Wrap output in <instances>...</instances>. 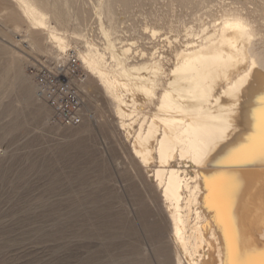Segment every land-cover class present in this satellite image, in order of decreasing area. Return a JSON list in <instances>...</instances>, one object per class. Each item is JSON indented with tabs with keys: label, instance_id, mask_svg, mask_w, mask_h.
<instances>
[{
	"label": "bare ground",
	"instance_id": "bare-ground-1",
	"mask_svg": "<svg viewBox=\"0 0 264 264\" xmlns=\"http://www.w3.org/2000/svg\"><path fill=\"white\" fill-rule=\"evenodd\" d=\"M246 1L258 8L223 5L199 26L182 20L176 26L154 12L151 24L134 29L153 42L148 51L138 39L120 36L117 10L124 0H0L4 37L57 64L74 52L95 80L126 148L124 178L158 264H260L264 258V3ZM86 14L98 39L85 27ZM23 28L24 38L16 40ZM162 38L160 48L154 42ZM5 59L0 89L12 77L20 98L32 105L23 56L0 43V63ZM79 85L87 91V84ZM96 201L89 199V213L103 228H115L113 205ZM154 216L158 220L149 223ZM134 228L111 230L125 247L120 258L154 264L135 246Z\"/></svg>",
	"mask_w": 264,
	"mask_h": 264
},
{
	"label": "rangeland",
	"instance_id": "rangeland-1",
	"mask_svg": "<svg viewBox=\"0 0 264 264\" xmlns=\"http://www.w3.org/2000/svg\"><path fill=\"white\" fill-rule=\"evenodd\" d=\"M230 3L249 10L258 8V3L246 0H124L123 7L117 10L123 29L120 36L138 39L141 48L150 51L153 42L142 40L143 31L136 35L134 29L151 24L154 12H161L176 26L181 20L188 26H199ZM87 16L85 27L94 31L98 39L95 20ZM261 17L264 24V11ZM22 31L20 36H14L16 40L22 41L27 30ZM179 38L184 40V34ZM163 39L154 43L161 48ZM0 43L23 56L22 69L34 86L33 104L29 106L20 98L19 84L11 83L12 77L0 89V264H126L120 258L125 249L120 245L122 239L112 235L111 230L122 225L129 228L130 224L136 230L133 239L137 249L142 254L147 250L153 263L158 264L152 235L140 220L124 178L129 164L126 148L119 142L115 117L91 74L81 62V79L74 81L76 85L84 80L82 84H87V91L79 87L84 123L75 127L59 125L53 121L51 107L38 94L32 67L38 62L51 68L65 65L68 57L57 64L51 56L32 54L27 45L14 44L1 33ZM6 67L5 59L0 71L5 73ZM39 106L48 112L41 113ZM143 112L149 110L143 108ZM78 144L79 148H75ZM136 172L132 170L134 175ZM148 173L144 171L149 179ZM138 181L146 196L148 188ZM89 199H96L100 207L113 205L111 212L118 215L113 219L115 228H103L97 216L89 213ZM152 218L149 223L158 220L157 216ZM120 222L124 224L120 226Z\"/></svg>",
	"mask_w": 264,
	"mask_h": 264
},
{
	"label": "built area",
	"instance_id": "built-area-1",
	"mask_svg": "<svg viewBox=\"0 0 264 264\" xmlns=\"http://www.w3.org/2000/svg\"><path fill=\"white\" fill-rule=\"evenodd\" d=\"M80 64L76 55H68L67 64L48 67L35 63L32 67L39 96L53 110V121L65 127L84 123V102L75 78H80Z\"/></svg>",
	"mask_w": 264,
	"mask_h": 264
},
{
	"label": "snow or ice",
	"instance_id": "snow-or-ice-1",
	"mask_svg": "<svg viewBox=\"0 0 264 264\" xmlns=\"http://www.w3.org/2000/svg\"><path fill=\"white\" fill-rule=\"evenodd\" d=\"M260 120H261L262 129H264V109H261ZM261 147L262 149H264V136H262ZM260 264H264V258H262Z\"/></svg>",
	"mask_w": 264,
	"mask_h": 264
}]
</instances>
